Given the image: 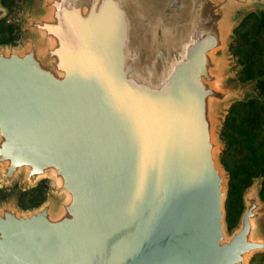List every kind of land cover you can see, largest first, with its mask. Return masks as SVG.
Listing matches in <instances>:
<instances>
[{
  "label": "water",
  "instance_id": "95a60500",
  "mask_svg": "<svg viewBox=\"0 0 264 264\" xmlns=\"http://www.w3.org/2000/svg\"><path fill=\"white\" fill-rule=\"evenodd\" d=\"M8 8L0 2V19ZM264 0H18L0 43V264H248L262 175L227 227L228 49ZM48 179L36 205L20 190ZM16 184L15 186H13ZM264 262V259H263Z\"/></svg>",
  "mask_w": 264,
  "mask_h": 264
},
{
  "label": "rangeland",
  "instance_id": "374dc122",
  "mask_svg": "<svg viewBox=\"0 0 264 264\" xmlns=\"http://www.w3.org/2000/svg\"><path fill=\"white\" fill-rule=\"evenodd\" d=\"M0 2L5 5L8 8L7 13L0 19V43L3 42H15L16 39L19 36L20 29L18 26H16V4L18 0H0ZM264 13V12H263ZM250 14V13H249ZM255 14V13H253ZM248 15V14H247ZM256 15V14H255ZM261 16V14H260ZM260 16L257 15L258 18ZM245 17V16H244ZM243 19V18H242ZM242 21V20H241ZM240 21V22H241ZM255 21V18L253 17L251 19V22L253 23ZM239 22V23H240ZM237 24V26L239 25ZM244 26L242 28L236 29L235 27L233 30V33L236 37V35H239L240 33H248L249 38L247 39L246 43L244 44H235L233 43L232 39L230 41L228 49L231 51L232 54V60L234 62H238L241 68L237 71L234 72V75L237 76L240 80H245L243 74H239L241 69L244 66V63H241V61L245 58L247 54L250 52L253 53V57L256 59L255 63L253 64L251 68V74H255V72L260 71L264 69V35L260 34L257 36H252V27L247 26V23L243 24ZM250 55V54H249ZM252 56V55H251ZM262 75V74H260ZM257 76V75H255ZM253 76V77H255ZM251 78V77H248ZM259 80H264V79H256L255 82L250 86L251 89H253L256 93H258V87H257V81ZM260 94V93H259ZM264 95V92L261 93ZM264 100V99H263ZM237 101L231 102L230 104H227L222 123L220 124V129H219V137L224 140V144L221 147L220 150L217 151L218 157L220 162L223 165V168L227 171L228 177H227V185H226V194L224 198V211H225V221L227 224V227H231L234 225V223L237 221L238 215L240 213V210L242 208L241 204V193L245 186H247L250 182H248L246 185L242 186L239 188L236 184L233 185L231 184V187L229 185V176L230 172L233 178L239 179L243 176V174L248 170V166L250 164H263L264 161V155H258V156H251V155H244L240 154L237 149L235 148L237 145L232 144L231 142L229 143V146L227 149L225 148L226 146V130L224 131V122L226 116L229 115L230 119L233 117L234 114H236V119H239L241 115H238L235 112V103ZM244 102V101H242ZM232 121V120H231ZM231 128H233V121L231 124ZM230 131L233 133V130L230 129ZM228 144V143H227ZM226 149V152H223L222 150ZM247 163V164H246ZM262 175V179L260 182V189L262 186V182L264 180V173H258ZM256 174V175H258ZM253 175V176H256ZM251 176V177H253ZM251 177L250 180L251 181ZM48 184V179L42 178L40 179L37 184L33 187L26 188L20 190V193L18 195V204L22 207H27V206H33L38 204L45 196V190L47 188ZM14 184L13 186H15ZM12 189L10 186L6 187H0V198L6 196L9 191ZM228 192L231 193V200L227 201L228 197ZM260 193V190H259ZM261 196V195H260ZM261 198L264 200V198L261 196ZM264 259V253L262 252H256L253 253L249 259H248V264H259L263 263Z\"/></svg>",
  "mask_w": 264,
  "mask_h": 264
},
{
  "label": "trees",
  "instance_id": "16d2710c",
  "mask_svg": "<svg viewBox=\"0 0 264 264\" xmlns=\"http://www.w3.org/2000/svg\"><path fill=\"white\" fill-rule=\"evenodd\" d=\"M255 18V21L252 23L251 19ZM244 23H247V26L252 27V36H257L260 34L264 35V13H261L260 18L257 15L250 13L246 15L239 25L235 28H242ZM249 38L248 33H240L236 35L233 43L235 44H244ZM250 54V55H249ZM245 56V58L241 61L244 63L243 68L239 72V74H243L244 78L253 77L255 75H264V69L255 72V74H251V68L255 63L256 59L253 57V53L250 52ZM252 55V56H251ZM258 93L264 92V80L257 81ZM235 112L238 115H241L239 119H236V114L230 119L229 115L226 116L224 122V131L226 130V146H229V143L236 144L235 147L240 154L258 156L264 155V100L260 102L258 99H248L244 102L237 101L235 104ZM233 121V128H231V124ZM233 130V133L230 131ZM228 143V144H227ZM226 149L222 150L226 152ZM264 161V159H263ZM247 164V163H246ZM258 173H264V163L257 164L252 163L248 166V170L243 174V176L239 179L233 178L230 172L229 176V185L231 184L237 185L239 188L246 185L250 182V177L256 175ZM260 195L264 198V180L262 182V186L260 189ZM232 198L231 193L228 192L227 201H230ZM263 264V263H259Z\"/></svg>",
  "mask_w": 264,
  "mask_h": 264
}]
</instances>
